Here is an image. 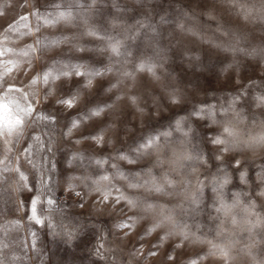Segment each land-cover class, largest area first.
<instances>
[{
  "label": "clouds",
  "instance_id": "9594fccd",
  "mask_svg": "<svg viewBox=\"0 0 264 264\" xmlns=\"http://www.w3.org/2000/svg\"><path fill=\"white\" fill-rule=\"evenodd\" d=\"M0 264H264V0H0Z\"/></svg>",
  "mask_w": 264,
  "mask_h": 264
}]
</instances>
